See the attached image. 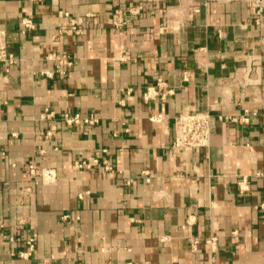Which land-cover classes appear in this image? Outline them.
Wrapping results in <instances>:
<instances>
[{"label": "crops", "instance_id": "crops-1", "mask_svg": "<svg viewBox=\"0 0 264 264\" xmlns=\"http://www.w3.org/2000/svg\"><path fill=\"white\" fill-rule=\"evenodd\" d=\"M132 5L143 12L110 24ZM256 10V0H0L17 57L0 63V264H264ZM25 16L36 23L27 34ZM70 17L88 18L82 34ZM206 110L210 144L175 149V116ZM65 112L98 122L69 126ZM30 163L57 180L30 179Z\"/></svg>", "mask_w": 264, "mask_h": 264}, {"label": "built area", "instance_id": "built-area-1", "mask_svg": "<svg viewBox=\"0 0 264 264\" xmlns=\"http://www.w3.org/2000/svg\"><path fill=\"white\" fill-rule=\"evenodd\" d=\"M39 1V0H34ZM256 21L261 22L262 16L264 15V0H256ZM144 10L143 5H132L122 10H116L109 18L110 24L115 28H124L133 19L139 16ZM88 18H72L70 17L68 24L70 28L77 34H82L85 31ZM36 27V23L31 16H25L22 18V33L27 34ZM64 34V26L61 24L54 35V39H60ZM0 63L9 70L10 66L17 63V57L14 52L10 51L8 45V33L5 29H0ZM47 74L52 75V72H47ZM164 82L159 81V89H162ZM158 89L155 87L149 88L148 92L145 94L146 99H149ZM165 96V94H163ZM53 113H49L48 116H52ZM63 119L65 123L69 126L80 125L82 123L95 124L98 122L97 116L91 114L89 116H83L81 113H71L65 112L63 114ZM156 121L162 120V115L159 114L153 118ZM242 120H247V118H241ZM231 120H237V118L232 117ZM212 113L208 110L206 111H194V112H184L174 118L175 123V138H174V148L175 149H185L194 150L197 148L205 147L210 144V138L212 134ZM106 168L112 170V165L105 160ZM99 159L96 158L92 163L86 161H77L76 165L78 167H90L92 164H98ZM27 174L30 179L41 180L45 183H53L57 180V171L50 167H38L35 163H30L27 166ZM264 176V172L261 173ZM240 188L242 191L249 189L248 177L244 176L240 181ZM13 241V237H10ZM34 237L29 238L27 241L29 250L21 251L22 256H27L33 252L35 249ZM195 241L193 244L194 249H196ZM207 243L212 249H216L218 246V237L216 235L211 236ZM13 254V252H12ZM110 264V263H107ZM127 264H132L131 262Z\"/></svg>", "mask_w": 264, "mask_h": 264}]
</instances>
